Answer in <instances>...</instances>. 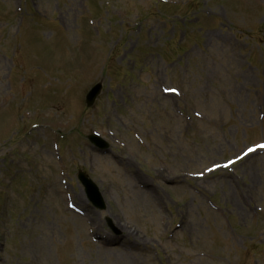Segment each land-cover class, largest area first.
<instances>
[{
  "label": "rangeland",
  "instance_id": "1",
  "mask_svg": "<svg viewBox=\"0 0 264 264\" xmlns=\"http://www.w3.org/2000/svg\"><path fill=\"white\" fill-rule=\"evenodd\" d=\"M262 145L264 0H0V264H264Z\"/></svg>",
  "mask_w": 264,
  "mask_h": 264
},
{
  "label": "water",
  "instance_id": "2",
  "mask_svg": "<svg viewBox=\"0 0 264 264\" xmlns=\"http://www.w3.org/2000/svg\"><path fill=\"white\" fill-rule=\"evenodd\" d=\"M101 91H102V86L99 85L90 93V95L87 98V102H88L89 107H91L94 104L95 100L100 95ZM92 140L95 141L94 139H92ZM81 180L84 183V185L87 187V190H88V193L90 195L92 202L98 208L103 209L104 207L102 205V201H101L100 197L97 195V190L94 187V185L85 176H82Z\"/></svg>",
  "mask_w": 264,
  "mask_h": 264
},
{
  "label": "bare ground",
  "instance_id": "3",
  "mask_svg": "<svg viewBox=\"0 0 264 264\" xmlns=\"http://www.w3.org/2000/svg\"><path fill=\"white\" fill-rule=\"evenodd\" d=\"M121 163V165H123L122 162H119ZM135 178L137 179L139 185L141 186V189L144 190V192H152V193H155L154 192V188L153 187H150V185L145 181L143 180L139 175H135ZM176 178V177H175ZM168 179H172V178H168ZM174 182L177 181V179H174L173 180ZM234 182V181H233ZM157 199L158 200H161L160 196L157 195ZM79 205L77 204H73V207H78ZM79 208V207H78ZM77 208V210H78ZM96 229V228H95ZM97 230V229H96ZM96 230L93 232V236L94 238L96 239V242L98 241V244H101L103 246H105L106 248L108 247H112L114 245H116L117 243L115 241H112L110 240L109 238L105 237V236H100ZM138 247V246H137ZM131 248H135L134 246L131 245Z\"/></svg>",
  "mask_w": 264,
  "mask_h": 264
},
{
  "label": "snow or ice",
  "instance_id": "4",
  "mask_svg": "<svg viewBox=\"0 0 264 264\" xmlns=\"http://www.w3.org/2000/svg\"><path fill=\"white\" fill-rule=\"evenodd\" d=\"M261 147H264V145H262ZM249 151H254L253 149H250Z\"/></svg>",
  "mask_w": 264,
  "mask_h": 264
}]
</instances>
